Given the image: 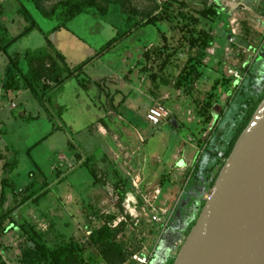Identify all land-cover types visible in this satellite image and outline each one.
Listing matches in <instances>:
<instances>
[{
	"label": "rangeland",
	"instance_id": "rangeland-1",
	"mask_svg": "<svg viewBox=\"0 0 264 264\" xmlns=\"http://www.w3.org/2000/svg\"><path fill=\"white\" fill-rule=\"evenodd\" d=\"M55 1L46 0L45 5ZM94 1L105 7V10L89 6L59 29H53L59 19L44 16L33 0H0V21L5 24L10 36L18 34L27 24L24 16L16 11L17 8H24L38 26L13 42L7 48L8 52L23 53L27 49H36L49 42L62 53L70 66L89 57L92 59L76 76L66 80L60 89L53 88L42 98H36L29 91L24 92V95L14 100L16 103L19 102L18 108L11 114L4 113L1 117L6 124L2 129L4 130L2 141L13 147V154L8 158L14 157L17 160L15 166L9 165L6 168L5 174L15 186V194L8 195L5 201L7 205L4 203L3 207L0 206V214L5 211L3 210L5 207L16 208L10 216L13 224L7 226L3 232L1 229L8 225V216L1 220L0 224V244L4 248L2 255L7 259V264H13L17 257L31 246L32 241L28 237L31 231L29 228L21 229L20 225L23 222L34 226L37 231L44 232V241L48 246H58L69 238L83 243L86 241L84 224L88 214L85 205L99 213L113 204L118 207V194L113 184L116 179L113 180L109 172L112 167L100 166L96 162L104 153L107 158L113 156L112 150L110 151L106 144L110 142L108 137L99 133V124L106 130L115 132L120 140L129 142L132 148L127 146L122 150L129 154L134 149L133 160L141 163L144 157V161L149 165L146 167V173L140 165L136 170L127 169L129 158H122L123 169L126 168V171H123L124 176L129 181L128 191L134 189L133 181L136 182L138 179L136 183L142 193L151 192L153 188L159 187L158 182L164 177L159 175L160 173L170 176V185L165 195L160 197L161 202L157 206L168 207L173 197V200L177 201L176 206L165 227L163 223L143 224L148 234L144 244L148 248L157 244L155 257L158 255V249L168 244L170 254L171 251L176 253L186 236L183 235L182 229L188 228L187 223H182L179 219V207L188 205L190 208L195 199H206L210 189L205 183L199 186L194 183L203 180L209 174L210 167L217 160L218 152L221 153L226 141L232 136L245 108L246 96H254L261 89L254 88L261 79L257 80L250 74L242 80L243 83L237 84L240 85L238 90L233 88L231 79L226 86H218V95L220 97L223 93L226 95L223 101L219 97L217 102L222 107V112L220 115L213 113V126L212 128L210 125L206 126L204 133L195 113V100L204 97L205 91L213 82L214 73L212 72L211 79L203 75L198 83L194 82L193 86L196 88L194 97L188 96L172 87L175 74L184 64V58L173 59L177 66L175 73L170 77L169 84L163 87L169 97L160 99L159 103L169 111L171 117L175 118L176 125L170 123L168 119L162 120L158 125L143 121L141 114L152 98H146L148 83L139 82L137 74L139 68L134 67V64L145 46L162 42L161 31L166 33L169 44L177 38V31L171 30V24L168 22L158 20L160 22L157 25L149 23L133 30L100 55L96 56L95 53L116 32L125 29L128 14L131 15V19H142L149 13L158 17L161 14L158 12L161 3L171 0H111L108 4V0ZM172 1L174 6L180 3L184 8L192 10L213 5L226 13L228 28H225L221 21L213 34L221 35L226 30L231 36L226 35L227 40L223 45L222 42L214 41L213 46L208 49V56L204 58L207 64L204 73H210L208 69L215 71L220 65L217 60L222 59L224 63L221 71L224 73L230 67H235L243 73L244 65L252 62L251 67L255 68L252 69L255 76L264 78L261 66L264 58L258 56L259 54L264 56V0ZM117 2L121 3L122 7ZM214 57L217 58L216 62ZM139 74L143 76L142 73ZM102 76L123 79L122 95L116 94L112 100V91L107 94L109 93L107 89L114 84L108 83L102 84L106 92L98 94L97 85L93 81ZM247 81H253L255 85L249 86L250 89L246 88ZM128 82L136 85V90L133 89V85L129 86ZM151 94L155 96L154 92ZM121 97L124 98L121 105L114 107L113 114L109 113L110 103L117 106ZM210 131L212 132L208 146L206 150L201 149L195 140L202 139ZM190 138L196 150L191 147ZM214 151H217V154ZM192 152L195 154L193 153L190 164L173 168L174 165H179L176 162L179 156ZM60 154L65 156L70 154L72 158L63 160L60 159ZM192 165H196L195 171L192 176H188V170ZM143 173L147 177L141 188ZM123 186L125 185L121 184L119 187ZM38 191L45 192L34 201L22 203L23 197L33 192L37 194ZM129 232V228L124 229L122 237L127 239ZM175 243L176 246L179 245L176 250L173 247ZM83 250L87 255L95 252L87 247ZM154 262L153 257L149 264ZM91 264L107 263L98 255ZM121 264L137 263L129 257Z\"/></svg>",
	"mask_w": 264,
	"mask_h": 264
},
{
	"label": "trees",
	"instance_id": "trees-1",
	"mask_svg": "<svg viewBox=\"0 0 264 264\" xmlns=\"http://www.w3.org/2000/svg\"><path fill=\"white\" fill-rule=\"evenodd\" d=\"M33 1L44 16L50 18L56 17L59 19V22L53 27V29H59V27L65 25L67 21L76 16V14L84 11L89 6H96L101 11L105 10V7L99 6L94 0H56L50 5H45L46 0ZM110 1L111 0H108L107 4ZM117 3L122 7L121 3ZM159 8L161 12H158L161 14H159L158 17L149 13L142 19H131V15L128 14L125 29L116 32L113 37L107 40L103 46L98 49L95 55L98 56L103 51L113 47L122 38L131 34L133 30L139 27L145 26L149 23L157 25L160 21L168 22L171 24V30L177 31V38L172 44H169L166 33L161 31L160 38L162 39V42H158L141 52V56L136 63L139 68L138 71L151 80L153 89L156 90L169 84L170 77L174 75L177 66L173 63V59L180 60L184 58L183 66L177 71L172 80V87L180 90L183 94L194 97V91L196 88L193 84L194 82L201 80L204 75V69L207 67L204 58L208 56V49L213 46L214 41L222 40L220 34L214 35L213 31L221 21L223 22L224 27H226V13L213 5L204 6L200 10L186 9L180 3H177V5L174 6L172 0L164 1ZM16 11L19 14H22L27 21V24L18 34L10 36L7 27L2 21H0V54L6 55L7 59L1 88L5 92L27 88L35 97L42 98L53 90V88L60 89L62 84L68 78L76 76L80 69L92 59L89 57L78 64L70 66L65 61V57L62 53L53 48L49 42L36 49H27L23 53L15 52L8 54L7 48L13 42L30 30L38 28L36 22L29 16V13L24 8H17ZM226 34L230 33L227 32ZM258 54L259 52L257 55ZM258 56L264 58V56L260 54ZM22 59L28 63L26 69H23L21 66ZM251 64L252 62L247 66L244 65L245 75L242 80L247 78L249 74L252 77L257 78V80L261 79L260 83L254 87L261 89L254 96H246L244 101L245 108L242 110V115L235 126L232 136L226 141V146L221 153L218 152L217 154V151H214V153L217 154V160L215 164L210 167L209 174H207L203 180L194 183L197 186L205 183L209 189L212 187L221 166L234 145L235 140L247 125L254 110L264 96V78H258L255 76L253 73L254 71L252 70L254 66L251 67ZM261 66L264 70V63H261ZM44 79H46V81H44ZM229 81V78L224 75L213 79L211 86L205 91L204 97L201 100H195V113L201 123L200 128L202 132L211 121L214 113V105L218 102L220 97L217 93V87L226 86L229 84ZM246 85V88L250 89V87L255 84L253 81H247ZM239 86L233 88L238 90L240 89ZM221 112L222 109L218 113L221 114ZM171 118L174 117H171V114H169L167 119ZM174 121L176 122L175 118ZM211 132L212 131L207 134L203 141L198 138L197 143L201 146V149L204 148V150H206ZM205 143L206 145L203 147V144ZM195 166L196 165H192L188 170V176L193 175ZM5 174L6 172H4L0 180V206L2 207L6 201V197L15 194V186ZM114 175L117 179L113 184L119 199L117 209L121 211L122 207L120 203L125 193L128 191L129 181L121 173L119 174L116 172ZM165 176L167 175L165 174ZM165 179L164 177L161 179L163 185L166 183ZM121 184H124L125 186L119 187ZM26 188L27 186H25L24 189ZM43 192L45 191H38L36 192L37 194L34 192L27 194L26 197H23L22 203H25L28 200L34 201L37 197L43 194ZM204 201L205 200L203 199L197 198L190 208L187 205L178 209L180 210V221H182V223H187L188 226L187 230L182 229L184 236L187 235L191 226L194 224L201 208L203 207ZM15 209L16 208L13 209L11 207L3 208L5 211L0 214V224L1 220L8 216V225L2 227V232L7 226L13 224L10 216ZM85 210L88 214L84 228L89 227L91 233L88 236H85L84 239H86V241H83V243L75 241L73 238H69L58 246H48L44 241V232L37 231L34 226L27 225V223L23 222L20 227L22 230H24V228L30 229L31 232L28 233V237L32 243L31 246L17 257L13 264H91L98 255L102 256L107 264H121L125 259H129V257L131 258V255L140 248V245L142 246V244L145 243V237H141L140 240L137 241L134 236L130 235V233L127 235V239L122 237L124 229H126L125 224L123 223L117 228H111L108 226L106 221L111 220L114 217V214L95 212L90 210L87 205H85ZM90 216H95L97 222L92 223L89 219ZM102 220H104V223H101ZM127 241L129 244H127ZM164 246L166 248L164 264H172L177 252L175 253L171 251L172 253L170 254L169 244ZM85 247L91 248L95 252L87 255L83 250ZM3 249V246L0 244V264H7V259L3 258L2 255Z\"/></svg>",
	"mask_w": 264,
	"mask_h": 264
},
{
	"label": "water",
	"instance_id": "water-1",
	"mask_svg": "<svg viewBox=\"0 0 264 264\" xmlns=\"http://www.w3.org/2000/svg\"><path fill=\"white\" fill-rule=\"evenodd\" d=\"M172 264H264V96Z\"/></svg>",
	"mask_w": 264,
	"mask_h": 264
},
{
	"label": "crops",
	"instance_id": "crops-1",
	"mask_svg": "<svg viewBox=\"0 0 264 264\" xmlns=\"http://www.w3.org/2000/svg\"><path fill=\"white\" fill-rule=\"evenodd\" d=\"M225 28H228V22H227V24H226V27ZM225 32V33H224ZM220 36H221V41H218V40H216L217 42H222V45L226 42V40H227V36L226 35H228V34H226L227 33V31L225 30ZM241 41V40H240ZM242 43L244 44V42L242 41ZM154 44H151V45H149V46H145L144 48H143V50H145V49H147V48H149V47H151V46H153ZM222 45H220V48H221V46ZM238 46H240L239 44H238ZM246 47V46H245ZM142 50V51H143ZM21 53V52H18V51H12V52H8V50H7V53L8 54H12V53ZM140 56H141V53H140V55H139V57L137 58V60H136V62H135V64H134V67H136L137 66V61H138V59L140 58ZM216 60H217V58H215L214 57V61L216 62ZM220 61V62H219ZM6 62H7V59H6V55H3V54H0V180H1V178H2V176H3V174H4V172H6V168H8L9 167V165H12V167L13 166H15L16 164H17V160L14 158V157H11V158H8V156L9 155H12L13 154V151H12V149H13V147L12 146H10V145H8L7 143H5V142H3L2 140V137L4 136V130H2L4 127H5V123L3 122V119L1 118L2 116H4V113L6 114V113H9V114H11V112L12 111H14V109L15 108H18V106L20 105L19 104V102H14V100L16 99V98H18V97H20L21 95H24V92H27V91H29L30 93H31V91L29 90V89H27V88H22V89H18V90H15V91H4L2 88H1V82L3 81V79H4V71H5V67H6ZM217 62H219L220 63V65L219 66H217L216 67V70L214 71V70H212V69H208V71L210 70L211 72L210 73H204V75H207V77L209 78V79H211L212 78V72L214 73V77L212 78V81H213V79H215V78H217V77H220L221 75H224L225 77H227V75H226V72L224 73V71H221L222 70V68H223V66H222V64L224 63L223 61H222V59H218L217 60ZM21 66L23 67V69H26L27 68V66H28V63L25 61V60H21ZM138 67V66H137ZM225 67V66H224ZM233 68H235V67H233ZM235 69H237V68H235ZM238 70V69H237ZM140 72L139 71H137V74H138V80H139V82L140 83H142L143 81H147V83H148V89H146V98H152V100H151V102H150V104L148 105V106H146L145 108H144V111H143V113L141 114V117H142V120L144 121H147V119L145 118V114H146V112H147V110H148V108L150 107V106H152V105H154V104H160L159 103V100L160 99H162V100H164V99H167L169 96L167 95V91L165 90V89H163V87H160V88H158V89H153V84H152V82H151V80L150 79H146L145 77V75H143V76H141L140 74H139ZM244 73V72H243ZM136 74V75H137ZM209 75V76H208ZM204 77H206V76H204ZM229 78V80L231 79V84H233V78L232 77H228ZM69 79V78H68ZM67 79V80H68ZM125 79L127 80V77H125ZM122 80L123 79H121L120 77H106V76H102V77H97L93 82H95L94 84H96L95 86H96V89H97V93L98 94H101L103 91L104 92H106L104 89H103V87H102V84H105V83H108L109 85H112V84H114V86H112V87H110L109 89H107V91L109 92V93H107V94H110V92L112 91V93L111 94H113V96H112V100H113V98L116 96V94H120V95H122V93H123V89L122 88H124L123 86H124V83H122ZM50 83H52V82H50ZM198 83V82H197ZM128 84H129V86H132L133 84L131 83V82H128ZM135 86L136 85H133L132 87H133V89L134 90H136L135 89ZM196 86V85H195ZM131 89V88H130ZM209 89V88H208ZM151 92H154L155 93V96H153L152 94H151ZM142 93V92H141ZM158 93V94H157ZM32 94V93H31ZM142 94H144V93H142ZM157 94V95H156ZM34 96V95H33ZM136 96V95H135ZM224 96H226L225 95V93H223L222 94V96L220 97L221 98V101H223L225 98H224ZM37 98V97H36ZM137 97H135V99H136ZM124 98H120V100H118V102H117V106H114L112 103H110V106H109V113H111V114H113V110L115 109L114 107H118L119 105H121V100H123ZM215 106V108L213 109V111H214V114H219L218 112L221 110V106L219 105V104H215L214 105ZM22 111H23V109H22ZM189 112H190V110H188L187 111V114H189ZM21 114V112L19 111L18 112V115H20ZM220 115V114H219ZM169 120V119H168ZM190 119H188V121H189ZM212 121H213V119H211V121L207 124V126H209V125H211L212 124ZM148 122V121H147ZM149 123V122H148ZM149 124H151V123H149ZM152 125V124H151ZM99 133L100 134H102V135H104V136H106V137H108V140L110 141L109 143H107L106 142V144L108 145V148L110 149V151H111V156L112 157H110V158H107L106 156H105V153H104V155L103 156H101V157H99L97 160H96V162L98 163V164H100V166L101 165H107V166H109V167H112V168H110L109 170V172H111V174H110V176H111V178L113 179V180H115V179H117V177L114 175V174H116V172H118L119 174L121 173L123 176H124V173L125 172H123V171H126L125 169H123V166H122V158H125V157H128L129 158V164H128V167H127V169L129 168V169H131V170H136V169H138V166L140 165L141 166V168H142V170L146 173L147 172V168H148V163H146L145 161H144V157H142V162L141 163H138L136 160H133V156H134V154H135V152H134V149L131 151V152H129V154H128V152H126V150L125 151H123L122 149L125 147H127V146H130L129 145V142H124V141H122V140H120V137L115 133V132H113V131H111V130H106L102 125H100L99 124ZM207 128V127H206ZM206 130V129H205ZM205 130L203 131L204 133H205ZM204 135V134H203ZM207 136V134L206 135H204V137L202 138V141L205 139V137ZM110 137V138H109ZM194 139V138H193ZM190 140H191V138H190ZM196 142L198 141V139H196L195 140ZM106 145V146H107ZM190 145H191V147L192 148H195V146L193 145V141L191 140V143H190ZM131 147V146H130ZM132 148V147H131ZM27 149V148H26ZM200 149V148H199ZM107 150V149H106ZM195 150H196V148H195ZM25 151H27V150H25ZM110 151H108V152H110ZM17 153V152H16ZM124 153H126V155L124 154ZM194 152H192L191 154H188V155H182V156H179L177 159H176V162L179 164L178 166H175L174 165V167L173 168H178L179 166H186V165H188V164H190V162L192 161V158H193V155L195 154H193ZM132 154V155H131ZM105 156V157H104ZM190 156H192L191 157V159L189 158ZM68 159V160H70V158H72V156L69 154V156H65V155H63V154H60V159H63V160H65V159ZM179 161V162H178ZM147 167V168H146ZM155 167H154V171H155ZM157 175L159 174V173H156ZM159 175H164V179H165V177H166V179H165V181H166V183L163 185L162 183H161V179L163 178L162 176V178L159 180V187H160V189H161V194L162 195H165V192H166V190H167V188H168V186L170 185V182H169V180L171 181V179H170V176L169 175H167V176H165V174H159ZM147 176H146V174H142V178H141V180L143 179V182H141V188H142V185H143V183H144V181H145V178H146ZM127 180H128V178L127 177H125ZM104 188V187H103ZM93 193V192H92ZM6 205H7V203H5ZM181 237V236H180ZM171 239V238H170Z\"/></svg>",
	"mask_w": 264,
	"mask_h": 264
},
{
	"label": "built area",
	"instance_id": "built-area-1",
	"mask_svg": "<svg viewBox=\"0 0 264 264\" xmlns=\"http://www.w3.org/2000/svg\"><path fill=\"white\" fill-rule=\"evenodd\" d=\"M226 75L227 77L233 78V87H236L237 84L242 81L245 74L241 73L240 70L230 67L226 70ZM169 114V111L164 106L154 104L148 108L145 118L152 125H158L162 120L167 119ZM210 126V128H212L213 123ZM205 145L206 143L203 144V147H205ZM137 180L138 179H136V182ZM136 182L133 181L134 189L125 193L120 203L122 207L121 211H119L113 204L110 208L102 210L100 213L114 214V217L111 220L106 221V224L111 228H117L122 223L125 224V227L130 230V235L134 236L135 239L139 241L141 237L148 236L143 228V224L163 223V227L168 225L177 201L176 199L173 200V197L170 200L168 207H162L161 205L157 206V204L161 202L159 199L162 196L160 187L153 188L151 192L142 193V190L138 188ZM140 203L142 205H140ZM89 219L92 223L97 222L95 216H90ZM101 223H104V220H102ZM90 233L91 229L89 227L85 228V235L88 236ZM174 245V250H176L179 245L176 246V243ZM156 250L157 244L150 248L145 244H142V246L140 245V248L131 255V259L137 264H149L154 257V264H164L165 246L158 249V255L155 257L154 253H156Z\"/></svg>",
	"mask_w": 264,
	"mask_h": 264
},
{
	"label": "flooded vegetation",
	"instance_id": "flooded-vegetation-1",
	"mask_svg": "<svg viewBox=\"0 0 264 264\" xmlns=\"http://www.w3.org/2000/svg\"><path fill=\"white\" fill-rule=\"evenodd\" d=\"M179 208H182V206H180Z\"/></svg>",
	"mask_w": 264,
	"mask_h": 264
}]
</instances>
